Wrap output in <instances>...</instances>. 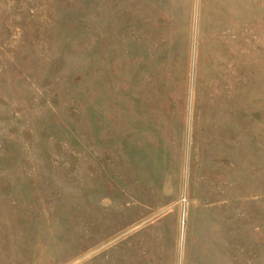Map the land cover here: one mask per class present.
Listing matches in <instances>:
<instances>
[{"label": "rangeland", "instance_id": "rangeland-1", "mask_svg": "<svg viewBox=\"0 0 264 264\" xmlns=\"http://www.w3.org/2000/svg\"><path fill=\"white\" fill-rule=\"evenodd\" d=\"M0 264H264V0H0Z\"/></svg>", "mask_w": 264, "mask_h": 264}]
</instances>
